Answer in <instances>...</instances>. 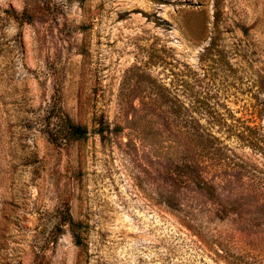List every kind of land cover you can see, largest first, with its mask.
Returning a JSON list of instances; mask_svg holds the SVG:
<instances>
[{
	"label": "rangeland",
	"instance_id": "rangeland-1",
	"mask_svg": "<svg viewBox=\"0 0 264 264\" xmlns=\"http://www.w3.org/2000/svg\"><path fill=\"white\" fill-rule=\"evenodd\" d=\"M0 264H264V0H0Z\"/></svg>",
	"mask_w": 264,
	"mask_h": 264
},
{
	"label": "trees",
	"instance_id": "trees-1",
	"mask_svg": "<svg viewBox=\"0 0 264 264\" xmlns=\"http://www.w3.org/2000/svg\"><path fill=\"white\" fill-rule=\"evenodd\" d=\"M63 127L67 133V136H69V138L71 139H83L88 133L86 128L73 123L69 118H66L63 121ZM198 186L200 189L207 191V193L211 197L215 196V193L212 191V188L205 181H203V183L198 184ZM62 222L63 224H68L70 226L74 234V238L76 239V243H80V235L76 233L77 228L80 227V223L74 221L73 217L69 213V209H67V218Z\"/></svg>",
	"mask_w": 264,
	"mask_h": 264
}]
</instances>
